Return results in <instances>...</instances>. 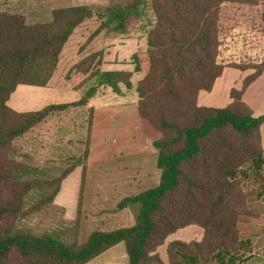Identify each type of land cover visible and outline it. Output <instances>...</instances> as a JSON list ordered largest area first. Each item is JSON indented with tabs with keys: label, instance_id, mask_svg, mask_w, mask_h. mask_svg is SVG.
<instances>
[{
	"label": "trees",
	"instance_id": "16d2710c",
	"mask_svg": "<svg viewBox=\"0 0 264 264\" xmlns=\"http://www.w3.org/2000/svg\"><path fill=\"white\" fill-rule=\"evenodd\" d=\"M145 1H114L104 9L105 20L97 32L110 27L123 33L128 19L139 15ZM149 1L153 21L145 32L148 69L136 83L135 92L139 116L160 133L153 143L160 171L158 185L116 204L115 211L130 210L134 225L93 230L79 244V203L69 239L48 232L34 234L14 225L31 211L24 202L34 185L21 180L13 165L5 166L0 158V185L10 187L8 195L0 196V264H9L13 256L16 264H86L119 243L128 264H163L157 249L169 235L189 225L202 229V240L169 243L167 264H264V257L251 256L250 241L241 238L238 229L240 217L257 218L246 208L253 195L244 189V181L256 184L257 198L264 188L260 136L264 115L254 117L242 101L244 90L264 72V58L251 66L239 62L244 58L226 64L218 61L220 6L254 5L264 0ZM91 16L87 6H70L54 9L49 21L29 24L22 15L0 12V155L10 152L15 140L50 115L85 107L97 87L107 86L116 94L121 93L120 86L132 88L131 72L100 71V51L74 66L87 75L85 82L95 79V86L80 100L32 112L8 107L17 86L47 85L69 37ZM132 61L133 72H138L137 56ZM225 67L253 72L243 80L241 89L230 90L227 107L198 106V94L209 92ZM88 114L91 123L90 108ZM76 157L39 204L52 203L62 180L82 165L87 157V138L84 153ZM84 173L83 166L82 182Z\"/></svg>",
	"mask_w": 264,
	"mask_h": 264
},
{
	"label": "rangeland",
	"instance_id": "374dc122",
	"mask_svg": "<svg viewBox=\"0 0 264 264\" xmlns=\"http://www.w3.org/2000/svg\"><path fill=\"white\" fill-rule=\"evenodd\" d=\"M114 1L116 0H0V12L22 15L29 24H32L49 21L54 9L78 5L91 8L92 16L75 29L65 48L66 54L69 50L74 51L77 48L79 58L81 57L83 60L100 52L95 49L106 48L109 44H116L119 42L118 40L125 39V37H129L128 40L133 39L126 43L127 49L123 53V55L130 54L137 48L134 40L141 38L149 29L150 23L153 21V13L150 9V1L146 0L140 7L139 15L128 19L123 33L114 31L110 27H104L97 32L101 22L105 20L102 17L104 9ZM219 14L218 61L225 64L234 62L232 57H228L230 47L235 50L262 47L260 55H252L239 61L243 65L250 66L261 62L264 58V22L262 20L264 18V2L254 5L224 3L220 6ZM95 61L96 59L92 61V67H94ZM61 67L62 65L59 64L58 73ZM249 72L251 74L253 71L249 70ZM41 90L33 86H18L16 93L10 96L7 105L19 112L36 111L46 106L47 103L54 101L62 103L74 97V94L69 93L68 95L59 94L58 97L48 96L43 100H36L34 93L42 92ZM89 120L87 107L84 109L70 107L63 112L52 114L30 132L15 140L10 152L0 155L2 161L5 160V166L12 164L21 180H28L34 185L24 202L27 210L31 211L27 216L25 215L14 222L17 228L34 234L48 232L63 239L71 238L72 224L75 219H70L75 210L77 175L70 177L63 194L57 201L39 203L54 190L55 180L61 176L62 172L77 160V148L86 144ZM243 185L244 189L253 195L247 200L246 208L251 215H255L257 218H239L240 237L249 239L251 256L264 257V188L262 195L257 198L254 194L256 186L254 182L246 179ZM9 190L8 185H0V196L8 195ZM82 200L83 195L79 198V232L77 234L79 244L84 242L87 234L94 227H99L103 219L101 217L104 215L94 213L98 208L96 206L91 208V212L83 210ZM107 202L108 204L112 202V205H108L109 207L113 206V201H110V198ZM35 207L38 208L35 209ZM6 222L12 224L11 219H7ZM193 230L195 229L187 232L186 229H182L178 231L175 238L183 239L184 242L187 240L186 238L198 240ZM185 234L188 237L184 238ZM123 256L122 259L126 260V256ZM96 262V259H91L86 264H98ZM9 264H16L15 256L11 258Z\"/></svg>",
	"mask_w": 264,
	"mask_h": 264
},
{
	"label": "crops",
	"instance_id": "0c3cea01",
	"mask_svg": "<svg viewBox=\"0 0 264 264\" xmlns=\"http://www.w3.org/2000/svg\"><path fill=\"white\" fill-rule=\"evenodd\" d=\"M128 38L120 39L118 43L109 44L106 48L95 49V51L102 52L100 71L131 72L132 88L126 90L120 86L121 93L116 94L107 86L97 87L95 94L85 106L92 110V119L87 133V157L82 161V165L79 163L62 180L59 191L54 198L57 201L60 195L63 194L70 177L77 175L75 210L70 220L75 219L79 198L83 195V210L91 212V208L96 206L98 208L94 213L104 214L101 217L103 219L99 227H94L93 230L112 231L134 225V216L130 210L123 209L115 213L116 204L125 197L134 196L144 190L156 187L160 179V171L156 166L157 152L153 146V143L160 138V133L139 116L137 111L138 98L135 92L136 83L143 78L148 69L146 37L144 34L138 40H134L136 50L123 55L124 50L127 49L126 43L133 40H128ZM68 41L63 47L51 79L46 86L38 87L42 89V92L34 94L36 100H43L48 96L58 97L59 94L68 95L69 93L74 94V97L69 101L68 99L62 103L54 101L53 103H47V105L76 102L84 96L89 87L95 86V79L92 78L85 82L87 75L80 74L74 69L81 57L79 58L77 48L74 51L69 50L66 54L65 48ZM261 53L262 47L239 50L230 47L228 57H232L234 60L235 58H245L252 55L258 56ZM134 55L137 56L139 61L140 70L138 72H133L134 62L132 57ZM59 64L62 67L58 73ZM249 73V70L239 71L225 67L221 75L214 81L211 90L209 92L202 91L198 94L197 105L210 108L227 107L230 104V90L241 89L243 80ZM14 93H16V89L12 94ZM66 97L68 98V96ZM242 101L250 108L254 117L264 115V72L244 90ZM260 136L264 158V122L260 126ZM84 151L85 146L82 145V147L77 148L76 155L78 157L82 156ZM83 166L85 168L84 183L82 182ZM262 173L264 177V165ZM262 193L263 190H261V195ZM108 198L113 201L112 207L108 206L112 205V202L108 204ZM182 229H186L187 232L195 229L193 231L198 240L186 238L188 237L186 234L184 236L187 239L185 242L183 239L175 238L178 231ZM182 229L169 235L164 244L157 249L156 253L163 264L168 263L167 246L169 243L173 241L190 243L202 240L203 231L201 228L189 225ZM120 244L111 247L93 259H96L98 264H128L127 257L126 260L122 259L123 255L126 256V254L123 244L121 246Z\"/></svg>",
	"mask_w": 264,
	"mask_h": 264
}]
</instances>
